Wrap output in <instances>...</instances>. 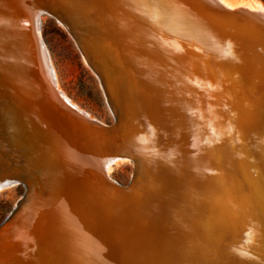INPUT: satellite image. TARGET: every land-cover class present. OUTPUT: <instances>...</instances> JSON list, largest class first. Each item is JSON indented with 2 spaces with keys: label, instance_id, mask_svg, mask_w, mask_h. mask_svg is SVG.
Returning <instances> with one entry per match:
<instances>
[{
  "label": "bare ground",
  "instance_id": "bare-ground-1",
  "mask_svg": "<svg viewBox=\"0 0 264 264\" xmlns=\"http://www.w3.org/2000/svg\"><path fill=\"white\" fill-rule=\"evenodd\" d=\"M38 1L0 0V148L2 151L0 154H4L0 155V192L10 190L11 187L15 186H20L23 190V196L19 197L10 212L0 221V264H92L94 261L98 264H105L107 257L104 258V256H106L108 249L106 239L108 234L104 237L102 232V234L96 235L94 226L96 225L95 216L99 215L101 219L102 214L106 211L107 200L110 201V198H115L119 196V192H122L109 179L110 163L111 161L124 160L127 152L117 151L119 153H115V149H117L115 147H118V149L124 147L125 151H128L129 154H127L130 158H133L134 165L137 166L138 175L141 174V178H143L140 182L145 183L149 188L150 186L154 187L153 182L149 183L148 179L154 180L161 173H166L169 161L164 159L163 162L155 156L156 153L142 156L139 153L140 151H137V145H141L140 140L144 136L143 130H146L143 125L148 122L147 119L159 117L170 111V106H168L170 97L166 96L162 101L158 100L157 97L154 100L150 99L151 101H143L142 94L144 92L136 87L135 78H140V72L150 74V71L147 72L149 68L145 69L147 67L146 63L150 60L157 62L159 58H157L156 51L151 47L146 60L141 59L142 55L139 53H134L130 61L128 59L124 60L123 65L127 62H133L134 65L129 66L137 68V72L134 74L136 77L133 81H124L125 86L120 88H110L108 86H116L117 79L115 77L117 75L114 77V71L109 73L107 70L112 66L110 65L111 61L109 64L106 63L100 54L95 51L94 55L96 53L98 63L94 67L91 66V69L107 91H105V95L108 98L107 100L110 101L114 113V125L109 128L93 120L86 112L67 100L68 98L61 90L50 55L42 43V38H40L42 22L40 11L42 9L40 7L37 8V11L31 9V6ZM126 1L129 3V6L126 7L129 15L135 13L134 17L131 16L133 17L132 22L123 27L129 29L128 31H133V33L137 32L135 34L138 35L142 24L140 17H146L147 15L143 13V5L140 0ZM151 5L153 7H150L155 8L156 12L166 17L168 22H176L177 27L184 29L188 25L193 26L195 32L201 37H204L208 30L206 41L208 53L214 54L212 65L208 62L209 58L205 55L206 53L204 54L203 51L201 52L191 45L178 44L167 34H164V36L169 47L168 50L165 49V53H172L181 48L184 50L183 52H190L191 56L196 55L197 57H193L196 63L192 64L194 70L192 74L200 76L202 72H205L202 77L208 74L207 77L210 78L207 80V77H199L201 82L204 81L202 86L206 88L208 84L210 85L209 82H212L211 87L207 86V89L212 91L211 95H216L220 101L223 100L222 103L229 101L232 104L237 100L236 103L241 102V107L243 105L240 109L245 110L244 115L236 114L232 122L229 119L230 124L227 125L229 131L226 134L228 136L230 134L229 138L234 139L228 146L230 149L226 148L229 152L226 151V160L225 163L222 162L223 168L215 184L216 193H210V191L209 196L211 207L216 211L215 222L219 238L222 239L225 234H229L238 261L242 264L245 262L251 264L252 260L250 261V259L253 256H257L258 259L264 253V95L259 100L262 107L261 117H259L261 120L255 122V124L253 123L254 126L252 125L254 136H252L250 142L252 148L249 149L246 142H243L244 138L241 139L244 131L241 125H243V122H247L246 119L243 120L246 117L245 115L251 117L250 115L256 112L253 107L255 98L253 97L254 100L250 101L252 100L250 99L251 95L248 94L251 92L248 94L245 92L240 93V89L248 86V81L250 83L251 81L260 82L261 77H259V74L260 76L262 73L264 74V7L254 8L246 3L233 6L224 0H151ZM175 12L179 15L178 17L175 16ZM57 21L68 31L79 48L82 57L88 62V34L84 33L83 29L82 31L77 30V26L74 29L75 24L73 26L74 22H70V18L68 21H63L59 17ZM252 22H259L262 26L259 23L254 24ZM121 29L122 26L119 27V31ZM88 31L92 33L91 29ZM245 48L248 49L247 58L243 55L246 59L242 60L252 63L251 74L245 73L247 70L242 73L243 69L241 71L237 68L239 63H245L240 62L242 57L240 52ZM106 49L115 58L113 51ZM183 52L174 53L179 63L181 60L183 62L187 61ZM232 54H235L237 59ZM211 55H209L210 58ZM239 56H241L240 60ZM188 57L190 58V56ZM231 58L236 59L234 60L235 63L233 61L234 64L231 62ZM188 62L190 63L189 60ZM201 62L203 65H201ZM114 66L116 65L114 64ZM194 66L198 68H194ZM180 67L182 68V66ZM185 69H189L188 65ZM139 78L137 80H140ZM169 78L166 76L163 84L167 83ZM199 79L197 78V80ZM102 81H105L107 85ZM207 81L209 82L207 83ZM158 85L155 82L152 85L154 95L158 94ZM231 100H234V102L231 103ZM141 102L148 103L147 106L152 109L142 112ZM257 105L259 104L257 103ZM209 115V118L213 117L212 122H215L214 118L217 115L216 117L211 113ZM221 115L224 117L223 114ZM144 119L147 122L143 124ZM217 128L220 130L219 127ZM147 129L150 130L149 126ZM166 130L170 133L169 128ZM128 133L130 134L129 138H127ZM167 136L166 138H168ZM107 137L110 138L112 144L104 145V140ZM80 138L90 143L89 148L93 150V155L95 151L100 157V164L97 166L91 159L95 168L92 167V170L97 172V175L102 179L99 183L102 184L101 189L105 190L104 195L100 194L98 196L96 194L97 197H101L99 204H102L97 208L93 205L92 199L95 197L92 196L93 192L86 188V185H94L91 176L86 177L87 184L81 187H77L76 184H72L73 187L71 185L67 187L66 181L68 179L63 177V172L66 171L64 163L76 154L75 147H77ZM218 139L220 140V138ZM218 139L217 141H219ZM97 143L100 144L104 153H100ZM226 144L228 143L226 142ZM129 145L134 149L136 147L137 150L134 154L132 151L130 152ZM167 146L170 150L171 145L167 144ZM218 147L216 146V148ZM158 152H160L159 148ZM91 160L89 161L91 162ZM128 160L130 159L128 158ZM147 174H150L149 178ZM208 175L211 176L209 173ZM159 180V184H162ZM97 187H100V185ZM119 216L121 215L119 214ZM93 237H96L97 244L100 247H96V245V248L90 245H88L89 247H83V245H80L88 243Z\"/></svg>",
  "mask_w": 264,
  "mask_h": 264
},
{
  "label": "rangeland",
  "instance_id": "rangeland-1",
  "mask_svg": "<svg viewBox=\"0 0 264 264\" xmlns=\"http://www.w3.org/2000/svg\"><path fill=\"white\" fill-rule=\"evenodd\" d=\"M39 1L35 3L36 5L32 4L33 6L30 8L32 10L36 9V11L38 7L42 9V11H40L42 17L40 38H42V43L47 48L48 54L50 55L52 65L57 73L61 90L68 98L67 100L86 112L93 120L109 128H112L114 125V113L111 108L110 101L107 100L108 98L105 95L106 89L91 69V66L94 67V65H97L98 63V61H96V53L94 55L95 51L98 52L97 54H100L106 63L109 64L111 61L110 65L112 66H110L111 68H108L107 70L109 73L114 71L115 75L112 73L114 77L117 75L115 77L117 79V82L115 83L116 86H108L110 88H120L125 86L124 81H133L136 77L134 74L137 72V68L129 66L134 65L133 62H127L123 65L124 60L128 59V61H130L134 53H139L142 55L141 59L146 60L151 47V49L156 51L157 58H159L157 59V62H152L151 60L149 62L146 61L147 67L145 69L149 68L147 72L150 71V74H142V72H140V78L138 77L140 80L135 78L136 84L138 85H136V87L144 92L143 94L145 96L142 94L143 101H149L150 99L154 100L155 97L162 101L164 97H170L168 104V106H170V111L159 117H154V120L152 118V120L150 118V120L147 119L148 122L145 119L143 120V124L147 122L143 125L146 129L143 130V139L145 138V140L141 138V145H137L138 150L136 147L134 149L130 145L128 146L131 149L130 152L132 151L133 154L137 150L138 152L140 151L139 153L142 154V156L156 153L155 156L163 160V162L164 159H168L169 167L166 173L162 174L160 172L162 175L160 174V176H157L156 179H148L149 183L153 182L154 187L150 186L149 188L148 185L140 182L143 178H141V174L140 176L138 175V169H136L137 166L134 165V160H132L133 158H130L128 151H125L123 146V149H118V147H115L116 145L114 146L117 148L115 149V153H119L117 151H124L128 154L126 153L124 160L121 159L122 161L119 162L111 161L110 163L111 170L109 173V179L122 192H119V196L115 197L116 199L112 197V199L110 198V201H108L106 198L107 208L102 214L101 219L99 215L95 216L96 225L94 226V230L96 235L103 233L102 235L104 237V235L108 234L106 238L108 241V249L106 256H104V258L107 257L105 264H242V262L238 261L237 255L234 253V244L231 237H229V234H225L222 239L219 238L215 222L216 211L211 207V198L209 194L212 192L216 193L215 184L221 174L223 163H225L226 160V154L229 152L228 150L230 147L228 146L234 139L229 138L230 134L229 136L226 134L229 131L228 126L230 124V120L232 122V119L236 116V114L244 115L245 110L242 109V111L240 109L243 105L241 107V102V104L236 103L237 100L235 103H232L234 100H231L230 102L232 104H230L229 101H226L227 103H222L221 101L223 100L220 101L216 95H211L212 91L207 89V86H210L212 82L207 81L210 85L208 84L206 88L202 86L204 81L201 82L199 77L201 78L203 73L205 75V72H202L200 76L192 74L194 71L192 69V64L196 63V60H194L193 57H197L196 55L191 56L190 52H183L184 50L181 48H178L172 53H165V49L168 50L169 47L164 36V34H167L178 44L191 45L196 47L201 52L203 51L204 54L206 53L205 55L209 58H207L208 62L212 65L214 54L211 55V53H208L206 41V36L209 33L208 30L204 38L195 32V27L193 28V26H191V28L190 25H188L185 27L186 30L185 28L182 29L181 27H177L176 22H168L166 17H163L162 14L156 12L155 8H151L153 7V5H151V0H140V3L143 5L142 10L144 12H142L149 18L144 16V19L141 14L142 17H140V19L142 24L138 35L135 34L137 32L133 33V31H128L129 29L127 30V28L125 29V27H123L132 22L131 20L133 19L135 13L132 12L133 14L129 15V12H127L128 8H126L129 6V3L126 0ZM224 1L233 6L246 3L252 5L254 8L261 6L264 7V1L262 0ZM61 10L63 11L61 12ZM29 11L31 10L29 9ZM138 11L140 10L138 9ZM51 13L52 15L54 14V16H52ZM174 14L176 17L179 16L176 12ZM132 15L133 17H131ZM59 17H61L63 21H68L70 18V22H74L73 26L75 24L74 29L77 26L79 28H77V30L82 31L83 29V32L88 34V62H86L82 57L79 48L76 46L68 31L62 27L59 21H57ZM121 26L122 29L119 31V27ZM90 29L92 33L88 31ZM145 47L148 48L146 49ZM106 48L113 51L115 58L110 52L108 53ZM247 50L248 49L245 48L240 52L242 57L243 55L246 57ZM176 52H183L185 54L184 58H186L187 61L183 62V60H181L179 63L176 56H174V53ZM209 55H211V58ZM188 56H190V58ZM233 56L236 55L234 54ZM241 56H239V60ZM242 57L240 62H245V65L239 63L237 68L241 71L243 69L242 73L244 70H247L248 72L245 71V73L251 74L250 72L253 68V66L251 67L252 63H249L246 60L243 61L242 59H246L247 57ZM235 58L237 59V56ZM231 59L232 63L236 60L233 58ZM114 64L116 66H114ZM240 64L242 65L240 66ZM183 65H185L184 68ZM187 65L189 69L191 68L190 70L185 69L187 68ZM201 65H203L202 62ZM180 66H182V68ZM200 67L204 68L203 66ZM194 68L198 67L194 66ZM185 74L189 75L185 76ZM207 75L202 78H206ZM166 76L170 78L167 83L163 84V80ZM263 76V73L261 76L259 74V77H261L260 82L257 83L251 81L250 83V81H248V86H244V88L240 89V93L245 92L248 94L251 92L248 94L251 95V97L249 96L250 99H252L250 101H253L255 98L254 103H252L254 104L253 107L256 112H253V114L250 115L251 117L245 115L246 117L243 118V120L246 119L247 122H243V125H241L244 129L241 139L244 138V141H242L244 143L246 142V146L249 147V149L252 148V143L250 142L253 138L252 136H254L253 123L255 124V122H259L261 120L259 117H261L262 107L259 100L262 98L261 96L264 95ZM196 77L199 80H197ZM206 79L209 80L210 78L207 77ZM154 82L157 83V85L159 84L158 94L160 95H154L152 93V85ZM102 83L106 84L105 81H102ZM253 93L256 94L254 95ZM129 103L132 104L131 102ZM141 103L142 106H145H141V110H143L142 112L152 109L147 106V102V104L144 102ZM257 103L259 105H257ZM208 113H211L214 117L217 115V117L214 118L215 122H212L213 117L209 118L210 115ZM205 114L207 115L205 116ZM221 114H223L226 119L228 118V120H230H226ZM218 122L219 124H217ZM148 126L150 130L147 129ZM217 127H219L220 130ZM168 128L170 133L166 130ZM166 135H168V138H166ZM129 136L130 134L127 138H129ZM218 138H220V140ZM217 139L220 142L217 141ZM91 142H93V140H91ZM226 142L228 144H226ZM212 143L215 144L213 145ZM224 143L225 145H223ZM106 144H112L109 137L104 140V145ZM167 144L171 145L170 150L167 148ZM89 146L90 143L85 139H79V143L77 144V147H75L76 154L64 163L66 171L63 172V177L68 179L66 181L67 187L69 185L73 187L74 185L72 184H76L77 187H81L87 184L86 177H88V175L91 176L92 183L94 185H86V188L87 190L93 192L92 196L95 197L92 201L94 202V207L97 208L102 204H99L101 197H97L96 194L98 196L100 194L104 195L105 190L101 189L102 184L99 183L102 179L97 175V172H93L92 170V167L94 166L93 162L96 166L100 164V157H98V154L95 151L93 155V150H91ZM216 146H219V149L216 148ZM97 147H99L100 153H104V150L101 149L99 143H97ZM158 148L160 149V152H158ZM226 148H228V150ZM115 150L112 151L114 152ZM0 152L2 153L1 148ZM128 158L130 160H128ZM89 160H91V162ZM151 167L150 170L152 171ZM161 170L162 168L160 171ZM208 173L211 174V176L208 175ZM147 176L149 178L150 174H147ZM158 179H160L159 181H161L162 184H159ZM99 185L100 187H97ZM93 186L95 187L92 188ZM140 188H143L142 190H147H144V192ZM21 196H23V190L20 186L11 187L10 190L0 192V221L10 212L11 208L17 203L19 197ZM102 198L105 199L103 196ZM118 207L121 209H117ZM118 213L121 216H119ZM106 218L109 219L106 220ZM207 228L209 229L207 230ZM97 243L98 241L96 240V237H93V239H91V241L89 240L88 243H82L80 245H83V247H89L88 245L93 247L96 245V247H100ZM256 257L253 256V258L250 259L253 264H264V253L259 256L260 258L257 259ZM92 264L98 263L94 261ZM243 264H246V262Z\"/></svg>",
  "mask_w": 264,
  "mask_h": 264
},
{
  "label": "water",
  "instance_id": "water-1",
  "mask_svg": "<svg viewBox=\"0 0 264 264\" xmlns=\"http://www.w3.org/2000/svg\"><path fill=\"white\" fill-rule=\"evenodd\" d=\"M248 23H250V22H248ZM252 23H254V24L256 23V24H257V23H259V22H252ZM259 25H261V24L259 23ZM261 26H262V25H261Z\"/></svg>",
  "mask_w": 264,
  "mask_h": 264
},
{
  "label": "trees",
  "instance_id": "trees-1",
  "mask_svg": "<svg viewBox=\"0 0 264 264\" xmlns=\"http://www.w3.org/2000/svg\"><path fill=\"white\" fill-rule=\"evenodd\" d=\"M262 1H264V0H262Z\"/></svg>",
  "mask_w": 264,
  "mask_h": 264
}]
</instances>
